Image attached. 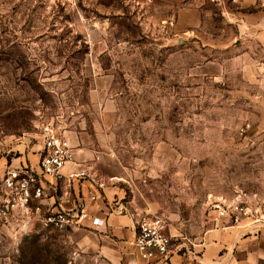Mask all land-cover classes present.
<instances>
[{"label":"rangeland","instance_id":"rangeland-1","mask_svg":"<svg viewBox=\"0 0 264 264\" xmlns=\"http://www.w3.org/2000/svg\"><path fill=\"white\" fill-rule=\"evenodd\" d=\"M253 9L0 0V172L50 126L186 236L212 198L264 199V46L231 17ZM19 221L0 215V264H107L72 230Z\"/></svg>","mask_w":264,"mask_h":264},{"label":"crops","instance_id":"crops-1","mask_svg":"<svg viewBox=\"0 0 264 264\" xmlns=\"http://www.w3.org/2000/svg\"><path fill=\"white\" fill-rule=\"evenodd\" d=\"M246 1H253V12L231 17H235L238 24L255 35L264 46V0H240L238 3L245 4ZM73 146L76 158L65 165V179L46 178L43 182L50 195L46 203L77 213L80 201L86 198L87 217L68 230L77 233L80 243L93 245L107 264H264V227H231L223 232L209 215L194 229L192 237L184 235L179 226L167 225L166 232L176 240L174 252L168 258L160 254L150 259L143 258L134 242L137 234L135 213L144 212L130 206L120 177L102 171L96 151L84 144ZM43 150L42 136L23 145L19 157L1 171L3 174L0 172V187L2 177L11 167L29 165L40 170ZM83 172L84 176L79 175ZM122 209L124 211L119 212ZM94 218L102 221L95 225Z\"/></svg>","mask_w":264,"mask_h":264},{"label":"built area","instance_id":"built-area-1","mask_svg":"<svg viewBox=\"0 0 264 264\" xmlns=\"http://www.w3.org/2000/svg\"><path fill=\"white\" fill-rule=\"evenodd\" d=\"M209 1L223 6L227 1L238 3L240 0ZM42 138L44 150L39 160L40 170L21 165L9 168L2 177L0 215L3 218L17 216L20 220L18 226L22 230L36 221L44 228L68 230L78 226L87 217L86 198L80 201L77 213H71L62 207H51L46 203L50 195L43 182L46 178L58 181L65 179L64 167L75 160L76 151L65 135L50 126L44 128ZM79 175L84 176L85 173ZM207 211L210 220L223 232L231 227H264V199L256 196L239 195L232 200L212 198L207 204ZM101 221L99 218L93 219L95 225ZM135 221L137 234L134 245L143 258L150 259L156 254L168 258L174 252L176 240L166 232L167 223L161 216L136 212Z\"/></svg>","mask_w":264,"mask_h":264}]
</instances>
